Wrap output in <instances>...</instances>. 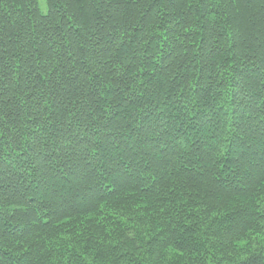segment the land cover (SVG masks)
<instances>
[{"label": "trees", "instance_id": "trees-1", "mask_svg": "<svg viewBox=\"0 0 264 264\" xmlns=\"http://www.w3.org/2000/svg\"><path fill=\"white\" fill-rule=\"evenodd\" d=\"M0 0V264H264V0Z\"/></svg>", "mask_w": 264, "mask_h": 264}, {"label": "rangeland", "instance_id": "rangeland-1", "mask_svg": "<svg viewBox=\"0 0 264 264\" xmlns=\"http://www.w3.org/2000/svg\"><path fill=\"white\" fill-rule=\"evenodd\" d=\"M38 4L40 7V10L45 13L47 10L45 1L44 0H38Z\"/></svg>", "mask_w": 264, "mask_h": 264}]
</instances>
